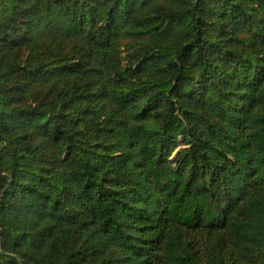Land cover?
<instances>
[{
	"label": "trees",
	"instance_id": "trees-1",
	"mask_svg": "<svg viewBox=\"0 0 264 264\" xmlns=\"http://www.w3.org/2000/svg\"><path fill=\"white\" fill-rule=\"evenodd\" d=\"M0 264H264V0H0Z\"/></svg>",
	"mask_w": 264,
	"mask_h": 264
}]
</instances>
